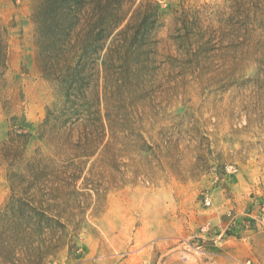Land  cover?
I'll list each match as a JSON object with an SVG mask.
<instances>
[{
  "label": "rangeland",
  "instance_id": "374dc122",
  "mask_svg": "<svg viewBox=\"0 0 264 264\" xmlns=\"http://www.w3.org/2000/svg\"><path fill=\"white\" fill-rule=\"evenodd\" d=\"M0 264H264V0H0Z\"/></svg>",
  "mask_w": 264,
  "mask_h": 264
},
{
  "label": "trees",
  "instance_id": "16d2710c",
  "mask_svg": "<svg viewBox=\"0 0 264 264\" xmlns=\"http://www.w3.org/2000/svg\"><path fill=\"white\" fill-rule=\"evenodd\" d=\"M156 10V11H155ZM157 19H158V14H157V8H155L154 9V12H152V15H151V23L152 24H154L156 21H157ZM132 20V19H131ZM145 20V22H143V25H142V27L147 23V18H145L144 19ZM123 22V19H121L120 21H118V23H117V27H119L120 26V24ZM128 25L127 26H125V28L123 29V30H121L120 31V34H126V32H127V30H128ZM140 30H142V28L141 29H139L138 28V30L137 31H139L140 32ZM111 34V33H110ZM110 34H108V36L110 35ZM135 33H133V35H134ZM137 34V33H136ZM133 35H132V41H133V39H134V37H136V35H134V37H133ZM138 35V34H137ZM108 36H105V37H102L101 38V36H95L94 38H89V36H88V38H87V40H88V42L90 43H96V42H100V41H103V40H105ZM114 48V47H113ZM129 50H127V51H130L131 49H134V48H132L131 46H130V48H128ZM139 49V48H138ZM112 53H113V51L112 50H110L109 51V58H110V56L112 57ZM108 58V57H107ZM103 64V66L105 67V62H102Z\"/></svg>",
  "mask_w": 264,
  "mask_h": 264
}]
</instances>
